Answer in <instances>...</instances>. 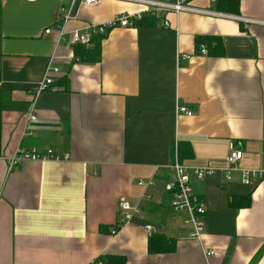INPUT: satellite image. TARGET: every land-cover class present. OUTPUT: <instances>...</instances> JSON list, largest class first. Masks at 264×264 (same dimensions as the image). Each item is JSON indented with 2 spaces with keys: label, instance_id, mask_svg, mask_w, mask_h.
Listing matches in <instances>:
<instances>
[{
  "label": "crops",
  "instance_id": "crops-1",
  "mask_svg": "<svg viewBox=\"0 0 264 264\" xmlns=\"http://www.w3.org/2000/svg\"><path fill=\"white\" fill-rule=\"evenodd\" d=\"M192 4L217 13L158 12L151 25L114 27L84 46L71 31L142 2L1 0L0 264H264V180L191 176L206 201L202 243L169 206L175 159L224 165L235 146L243 167L264 169V0H240L238 14L219 0ZM202 35L218 37L217 54L204 43L208 54L198 52ZM55 68L56 90L35 98ZM19 147L60 158L11 166ZM121 200L139 212L112 233ZM152 234L175 249L150 251Z\"/></svg>",
  "mask_w": 264,
  "mask_h": 264
},
{
  "label": "built area",
  "instance_id": "built-area-1",
  "mask_svg": "<svg viewBox=\"0 0 264 264\" xmlns=\"http://www.w3.org/2000/svg\"><path fill=\"white\" fill-rule=\"evenodd\" d=\"M102 0H83L87 5H94L100 3ZM142 2L143 10H138L134 12H126L115 16L112 20L88 24L83 28L76 29L70 32L73 43L88 46L92 43L94 36L105 35L109 30L114 27H135L145 16H156L158 12H180V11H193L204 14H214L217 13L211 9L200 8L192 4L193 0H174V1H164V0H135ZM65 11L64 19L69 18L67 10ZM239 20L243 22H248L249 19L236 16ZM166 26H169L168 21H164ZM50 28L46 29L45 32L49 33ZM65 34L64 26L62 25L59 29V37ZM198 52L202 54H208V50L204 45L198 47ZM182 57V56H181ZM183 58H190L189 55H184ZM57 69L54 71H49L46 73L43 81L40 83L36 97L44 90H56L54 74L57 73ZM179 112H185L191 115L192 112L189 111L184 106L178 107ZM34 112V111H33ZM32 119L36 118V115L32 113ZM244 153L242 149L235 146H231V150L224 159V165H189L180 162L178 159L170 165L169 180L166 183V192L168 193L169 206L171 210L175 213H183L184 217L182 219V226L187 229L188 237L196 239L199 242H203L204 231H205V216L207 212L206 201L199 195L193 193L190 187L191 176L194 175L198 179H204L207 177L214 176L218 172H222L226 180L231 181L234 178L235 172H239L241 175V181L244 184H250L253 181L264 180V169L263 168H245L241 165ZM48 158H60L56 155L52 149H46V151H40L37 147H32L30 149L19 147L16 150V155L11 160V166L21 163L25 159L32 160H43ZM139 184L145 188L154 186L155 182L153 179L139 180ZM119 216L117 222L112 229V233H117V231L125 224H128L132 220L134 212H139V207H133L126 200H121L118 206ZM149 233L152 232L151 227H147ZM214 254L212 250H205V255L209 257ZM98 264H101L99 262Z\"/></svg>",
  "mask_w": 264,
  "mask_h": 264
},
{
  "label": "trees",
  "instance_id": "trees-1",
  "mask_svg": "<svg viewBox=\"0 0 264 264\" xmlns=\"http://www.w3.org/2000/svg\"><path fill=\"white\" fill-rule=\"evenodd\" d=\"M0 6H1V0H0ZM239 6H240V0H219V7L221 8V10H223L225 12L238 14L239 13ZM154 19H155V16H150V15L146 16L138 23V25H147V24L151 25L154 23ZM97 37L102 38L103 35H96V36H94L93 40ZM98 40H100V39H98ZM196 41H197L198 47L202 43L207 44L209 47H211L212 53L215 52L217 54L216 50L220 46V41H219L218 37L202 35V36H198L196 38ZM75 47H76V52H78V50L80 49L81 46L76 45ZM82 50L84 53H87V54H89L91 51V50H84V49H82ZM97 50H98V46L95 48V50H93V51H95L94 53H98ZM87 54H85V55H87ZM234 200H237V198L232 196L230 199L231 205L240 204V203H235ZM241 200H246V198H243ZM148 246H149V250L152 252H163V251L174 250L176 247V244H175L174 240L167 239L165 237V235H163V234H152L150 236ZM123 261L124 260L121 257V258H119V260L115 261L114 264H123Z\"/></svg>",
  "mask_w": 264,
  "mask_h": 264
}]
</instances>
